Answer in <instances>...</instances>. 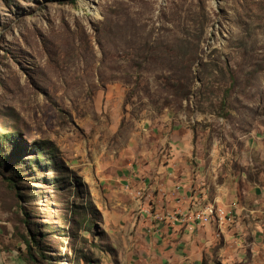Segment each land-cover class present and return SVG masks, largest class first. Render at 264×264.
Returning <instances> with one entry per match:
<instances>
[{
    "label": "rangeland",
    "instance_id": "1",
    "mask_svg": "<svg viewBox=\"0 0 264 264\" xmlns=\"http://www.w3.org/2000/svg\"><path fill=\"white\" fill-rule=\"evenodd\" d=\"M0 264H264V0H0Z\"/></svg>",
    "mask_w": 264,
    "mask_h": 264
},
{
    "label": "crops",
    "instance_id": "2",
    "mask_svg": "<svg viewBox=\"0 0 264 264\" xmlns=\"http://www.w3.org/2000/svg\"><path fill=\"white\" fill-rule=\"evenodd\" d=\"M188 189H189V185H188V180H187V202H188V200H191L190 201L191 203L187 204V219H186V217L183 218L184 220H186L187 225L183 226L184 223H182V224L175 225V226H178V228L183 227L182 228V230H183L182 236L184 239H186V237H187V243H184V245L187 244V257H188L187 262L196 263L197 260H199L201 258L204 251L207 250L208 242H209L208 240H209V238L211 239V237H213L214 230H216L215 226H217L223 222H224V224H220V225L232 223L231 221H233L234 219L232 217V214H233L232 210L229 209L230 213H228V209H227L226 210L227 212L225 211L226 212L225 215H224V211H217V213H219V214L216 213V214L212 215L211 217H208L206 220V223H197L196 217H195L196 213H194L192 215V212L195 211L196 209H200L202 206H204L206 204H201L200 199L195 197L196 192H194V194L190 193V191ZM224 194H225V190L223 189L222 194H219V196L215 197L216 201L213 200V202H215V204L217 205V206H215L216 209L217 208L223 209V206H220V205L226 204L224 202L225 201L224 200L225 199ZM190 198H192L194 200L192 201V199H190ZM207 203L212 204L210 202H207ZM231 208H233V207H231ZM223 210H225V209H223ZM211 218H213V219L211 222H209L211 220ZM175 220H177V218H175ZM176 233H178V232L176 231ZM169 252H174V251L172 249H170Z\"/></svg>",
    "mask_w": 264,
    "mask_h": 264
},
{
    "label": "built area",
    "instance_id": "3",
    "mask_svg": "<svg viewBox=\"0 0 264 264\" xmlns=\"http://www.w3.org/2000/svg\"><path fill=\"white\" fill-rule=\"evenodd\" d=\"M217 211H224L223 209H210V205L202 212H200L198 214V222L197 223H206L207 218L210 216V213H215ZM224 215H225V211H224ZM175 218H177L176 216L173 217V220H175Z\"/></svg>",
    "mask_w": 264,
    "mask_h": 264
},
{
    "label": "bare ground",
    "instance_id": "4",
    "mask_svg": "<svg viewBox=\"0 0 264 264\" xmlns=\"http://www.w3.org/2000/svg\"><path fill=\"white\" fill-rule=\"evenodd\" d=\"M210 205V209H216V207L214 206V205H212V204H206V205H204V206H202L200 209H198V211H196L195 213V217H196V221L198 222V214L200 213V212H202V211H204L208 206ZM217 212H215V213H210V216L209 217H211L212 215H214V214H216ZM222 213V212H221ZM220 213V214H221ZM217 214H219V213H217Z\"/></svg>",
    "mask_w": 264,
    "mask_h": 264
},
{
    "label": "trees",
    "instance_id": "5",
    "mask_svg": "<svg viewBox=\"0 0 264 264\" xmlns=\"http://www.w3.org/2000/svg\"><path fill=\"white\" fill-rule=\"evenodd\" d=\"M10 179V178H9ZM8 180V179H7Z\"/></svg>",
    "mask_w": 264,
    "mask_h": 264
}]
</instances>
